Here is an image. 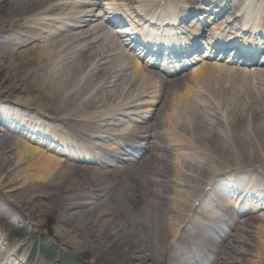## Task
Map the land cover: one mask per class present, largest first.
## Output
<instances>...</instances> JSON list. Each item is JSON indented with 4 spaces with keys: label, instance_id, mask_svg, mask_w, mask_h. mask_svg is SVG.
I'll use <instances>...</instances> for the list:
<instances>
[{
    "label": "bare ground",
    "instance_id": "obj_1",
    "mask_svg": "<svg viewBox=\"0 0 264 264\" xmlns=\"http://www.w3.org/2000/svg\"><path fill=\"white\" fill-rule=\"evenodd\" d=\"M95 1L0 0V105L54 137L0 115V215L45 228L88 264H264V61L203 60L163 77L136 58L122 65ZM162 1L111 0L134 16ZM181 1L178 19L212 2ZM223 1L230 21L243 0ZM225 182L242 199L218 211L206 186ZM27 248L0 252V264Z\"/></svg>",
    "mask_w": 264,
    "mask_h": 264
},
{
    "label": "rangeland",
    "instance_id": "obj_2",
    "mask_svg": "<svg viewBox=\"0 0 264 264\" xmlns=\"http://www.w3.org/2000/svg\"><path fill=\"white\" fill-rule=\"evenodd\" d=\"M127 75H130L129 71ZM18 168L20 167L14 165L10 170L16 172ZM42 231L34 230L31 226L21 223L18 218L10 216L8 213L4 217L0 215V239H3L0 241V252H10L18 243L27 242L28 248L20 255V258L32 250L31 264H35L37 258L44 260L46 264H88L90 259L88 254L78 255L62 246H54L53 238L44 233L45 228ZM14 260L11 263L17 264V261Z\"/></svg>",
    "mask_w": 264,
    "mask_h": 264
}]
</instances>
